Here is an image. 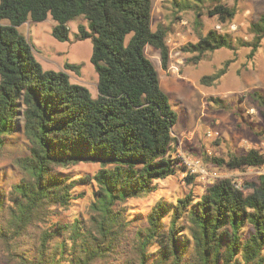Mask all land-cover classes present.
<instances>
[{
  "label": "trees",
  "instance_id": "obj_1",
  "mask_svg": "<svg viewBox=\"0 0 264 264\" xmlns=\"http://www.w3.org/2000/svg\"><path fill=\"white\" fill-rule=\"evenodd\" d=\"M177 11L196 13L198 40L182 47L198 63L208 52L250 48L252 58L264 39V13L251 23L252 40L202 27L203 0H173ZM154 0H0V156L12 135L22 131L26 151L13 158L18 180L0 186V263L17 264H264V173L239 182L217 177L201 195L193 190L174 199L160 197L144 216L130 200L154 194L159 182L185 167L174 155L179 114L161 86L159 71L146 54L160 50L163 69L170 62V27L154 30ZM209 16L232 21L236 7L211 0ZM51 16L52 35L91 39V62L98 74V95L72 82L63 69H45L34 46L19 31L25 22ZM181 18V17H180ZM232 60L203 75L214 85ZM251 97L264 113V94ZM222 105L218 97L212 99ZM207 159V158H206ZM228 171L264 165L257 149L228 159L211 156ZM97 164L80 176L71 169ZM197 176L187 174L188 184ZM87 191H77L80 186ZM86 197L72 220L54 221ZM143 220V219H142Z\"/></svg>",
  "mask_w": 264,
  "mask_h": 264
},
{
  "label": "rangeland",
  "instance_id": "obj_2",
  "mask_svg": "<svg viewBox=\"0 0 264 264\" xmlns=\"http://www.w3.org/2000/svg\"><path fill=\"white\" fill-rule=\"evenodd\" d=\"M200 4L198 0H193ZM236 7V15L230 22L221 23L217 16H209L207 7L211 0H203L202 27L200 31L207 33L217 29L221 33H229L233 39L244 38L252 40L251 23L264 13V0H223ZM181 17V18H180ZM196 13L192 10L177 11L173 0H154L152 28L159 24L169 26L167 43L170 48V62L167 70L163 69L160 50L148 45L146 54L153 60L158 71L161 86L168 93L173 107L179 114L178 123L174 127V136L178 148L193 155L202 157L204 162L212 167L215 165L208 157L218 156L228 159L232 154L241 155L251 149H257L264 154V113L258 103L251 97V92L260 91L264 94V39L256 54L250 58V48L239 47L233 51L221 48L208 52L198 63L189 59L194 55L185 52L182 47L189 42L198 40L199 30L195 25ZM85 21L77 18L69 23L70 39L60 41L52 35L56 22L49 16L45 21H28L20 25L19 31L25 34L34 46V54L45 69L59 70L64 68L66 61L80 64V73L72 70L67 72L72 82L85 85L92 95H98V74L91 62V39H78L79 23ZM231 59L229 71L214 85L202 84L200 79L220 68L224 61ZM218 97L222 105L212 99ZM217 132V136L209 138L208 131ZM27 141L22 131L11 136L0 156V186L9 188L18 180V170L13 164V158L26 151ZM207 158V159H206ZM97 164H81L71 169L80 176L99 169ZM217 168L222 176H233L239 182L246 179L254 180L264 172V165L257 168H245L228 171L224 167ZM229 174V175H228ZM208 183L196 178L188 184L183 172L170 176L159 182L156 193L144 198L130 200L131 210L144 216L160 197L174 199L177 196L193 190L201 195ZM77 191H87L80 185ZM76 200L68 210L54 215L53 220H72L85 208L86 197ZM0 264H17L0 263Z\"/></svg>",
  "mask_w": 264,
  "mask_h": 264
},
{
  "label": "built area",
  "instance_id": "obj_3",
  "mask_svg": "<svg viewBox=\"0 0 264 264\" xmlns=\"http://www.w3.org/2000/svg\"><path fill=\"white\" fill-rule=\"evenodd\" d=\"M207 135L209 136V138H214L218 134L217 132L209 130ZM175 156L180 160L181 165L185 167V171L183 172V175L185 176L187 174H195L198 178H200L204 182H207L208 184L212 183L217 177L222 176L221 172L218 169H211L200 156L193 155L180 148L176 150ZM262 173L264 172H260V174Z\"/></svg>",
  "mask_w": 264,
  "mask_h": 264
}]
</instances>
